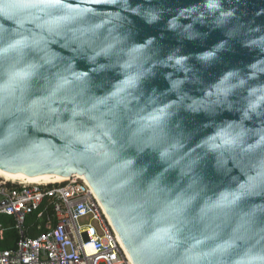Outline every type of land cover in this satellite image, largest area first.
I'll return each mask as SVG.
<instances>
[{
	"label": "water",
	"instance_id": "95a60500",
	"mask_svg": "<svg viewBox=\"0 0 264 264\" xmlns=\"http://www.w3.org/2000/svg\"><path fill=\"white\" fill-rule=\"evenodd\" d=\"M53 175L134 264H264V0H0V179Z\"/></svg>",
	"mask_w": 264,
	"mask_h": 264
},
{
	"label": "built area",
	"instance_id": "2783aa9c",
	"mask_svg": "<svg viewBox=\"0 0 264 264\" xmlns=\"http://www.w3.org/2000/svg\"><path fill=\"white\" fill-rule=\"evenodd\" d=\"M0 239L19 234L17 248L0 249V264H134L91 184L75 175L50 184L0 179ZM40 232L28 234V220Z\"/></svg>",
	"mask_w": 264,
	"mask_h": 264
},
{
	"label": "trees",
	"instance_id": "16d2710c",
	"mask_svg": "<svg viewBox=\"0 0 264 264\" xmlns=\"http://www.w3.org/2000/svg\"><path fill=\"white\" fill-rule=\"evenodd\" d=\"M13 219L5 216V215H0V224L4 223L5 225H10L12 224ZM36 223L35 221V216L31 215L28 220V234L31 236H36L39 234V230L34 227L33 225ZM19 240V234L15 229H8L5 232V239L1 240L0 239V249H15L17 248V242Z\"/></svg>",
	"mask_w": 264,
	"mask_h": 264
},
{
	"label": "bare ground",
	"instance_id": "6f19581e",
	"mask_svg": "<svg viewBox=\"0 0 264 264\" xmlns=\"http://www.w3.org/2000/svg\"><path fill=\"white\" fill-rule=\"evenodd\" d=\"M75 176L76 177H81L83 179H86V177L83 176V175H75ZM69 178H70V176L53 175L51 177H44V178H42L41 181H40V183L50 184V183H55V182H60V181L68 180Z\"/></svg>",
	"mask_w": 264,
	"mask_h": 264
}]
</instances>
